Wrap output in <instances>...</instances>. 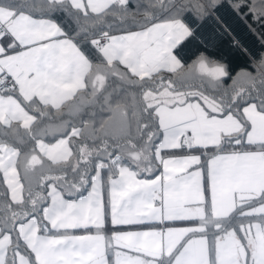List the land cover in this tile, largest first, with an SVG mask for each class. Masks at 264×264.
<instances>
[{
    "label": "snow or ice",
    "instance_id": "snow-or-ice-1",
    "mask_svg": "<svg viewBox=\"0 0 264 264\" xmlns=\"http://www.w3.org/2000/svg\"><path fill=\"white\" fill-rule=\"evenodd\" d=\"M0 264H264V0H0Z\"/></svg>",
    "mask_w": 264,
    "mask_h": 264
},
{
    "label": "trees",
    "instance_id": "trees-1",
    "mask_svg": "<svg viewBox=\"0 0 264 264\" xmlns=\"http://www.w3.org/2000/svg\"><path fill=\"white\" fill-rule=\"evenodd\" d=\"M226 18L228 20V23L231 25L232 29H234L232 35L240 39L242 43L251 51H257L259 49V39L255 33L249 30L248 25L251 24V21H248L246 23L236 17ZM252 27L255 28L256 25H252ZM245 59L246 58L243 56H236L233 59V67L238 70V68L240 66H243V64L245 63Z\"/></svg>",
    "mask_w": 264,
    "mask_h": 264
}]
</instances>
